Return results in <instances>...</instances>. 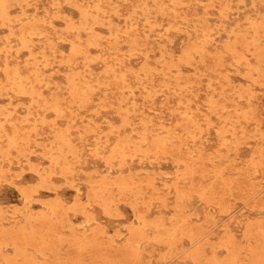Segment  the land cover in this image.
Segmentation results:
<instances>
[{"label":"rangeland","instance_id":"rangeland-1","mask_svg":"<svg viewBox=\"0 0 264 264\" xmlns=\"http://www.w3.org/2000/svg\"><path fill=\"white\" fill-rule=\"evenodd\" d=\"M0 264H264V0H0Z\"/></svg>","mask_w":264,"mask_h":264},{"label":"bare ground","instance_id":"bare-ground-1","mask_svg":"<svg viewBox=\"0 0 264 264\" xmlns=\"http://www.w3.org/2000/svg\"><path fill=\"white\" fill-rule=\"evenodd\" d=\"M95 9H97L96 7H95ZM94 9V10H95ZM97 11V10H96ZM109 16V15H108ZM84 19V18H83ZM96 20V19H95ZM110 22V21H109ZM82 26V25H81ZM86 26V25H85ZM130 29H132V28H130ZM65 30V29H64ZM73 31V30H72ZM87 32V31H86ZM90 32V31H89ZM85 33V32H84ZM115 37V36H114ZM90 43V42H89ZM90 45H91V43H90ZM94 48V47H93ZM97 48V47H96ZM72 49V48H71ZM162 64V63H161ZM106 74V73H105ZM138 75V74H137ZM120 76H122L121 74H120ZM114 77V76H113ZM180 89V88H179ZM167 135V134H166Z\"/></svg>","mask_w":264,"mask_h":264}]
</instances>
